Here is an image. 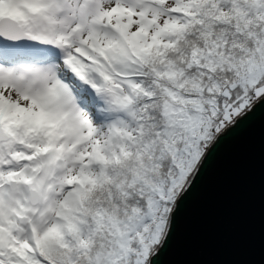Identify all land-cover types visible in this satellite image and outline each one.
Listing matches in <instances>:
<instances>
[{"label":"snow or ice","instance_id":"6c2138e0","mask_svg":"<svg viewBox=\"0 0 264 264\" xmlns=\"http://www.w3.org/2000/svg\"><path fill=\"white\" fill-rule=\"evenodd\" d=\"M262 98L264 0H0V264H155Z\"/></svg>","mask_w":264,"mask_h":264},{"label":"water","instance_id":"95a60500","mask_svg":"<svg viewBox=\"0 0 264 264\" xmlns=\"http://www.w3.org/2000/svg\"><path fill=\"white\" fill-rule=\"evenodd\" d=\"M155 264H264V98L205 154Z\"/></svg>","mask_w":264,"mask_h":264},{"label":"trees","instance_id":"16d2710c","mask_svg":"<svg viewBox=\"0 0 264 264\" xmlns=\"http://www.w3.org/2000/svg\"><path fill=\"white\" fill-rule=\"evenodd\" d=\"M202 162V161H201Z\"/></svg>","mask_w":264,"mask_h":264}]
</instances>
